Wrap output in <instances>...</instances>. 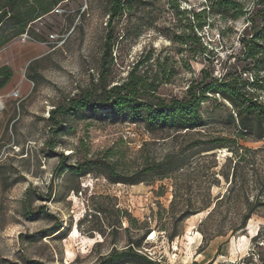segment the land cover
Returning <instances> with one entry per match:
<instances>
[{
	"label": "rangeland",
	"instance_id": "obj_1",
	"mask_svg": "<svg viewBox=\"0 0 264 264\" xmlns=\"http://www.w3.org/2000/svg\"><path fill=\"white\" fill-rule=\"evenodd\" d=\"M145 1L131 16L114 20L109 81L123 82L150 48L155 57L169 52L178 74L157 93L167 103L188 101L192 83L218 84L207 89L201 106L205 126L189 134L149 129L144 121L107 110L59 116L62 125L53 124L52 109L97 77L111 33L108 0H65L34 23L26 41L20 36L0 50V67L13 69L12 81L29 84L27 91L20 86L2 96L0 107V264H97L147 231L141 250L162 264H264V141L252 132L238 134L230 100L239 81L247 82L243 91L264 102V70L256 69L240 44L250 17L261 8L259 0H237L248 11L239 17L215 8L202 29L192 15L208 5L206 0ZM255 22L261 37V18ZM193 30L214 57L184 52L183 35L193 38ZM218 138L225 140L215 142ZM181 150H188V165L151 183L144 170ZM64 156L68 168L57 173ZM99 160L106 166L94 165L85 176L72 169ZM109 166L127 181H145L115 184ZM31 187L34 210L45 205L53 216L24 215ZM199 209L201 216L182 219L184 211ZM173 235L178 236L172 240Z\"/></svg>",
	"mask_w": 264,
	"mask_h": 264
},
{
	"label": "trees",
	"instance_id": "obj_2",
	"mask_svg": "<svg viewBox=\"0 0 264 264\" xmlns=\"http://www.w3.org/2000/svg\"><path fill=\"white\" fill-rule=\"evenodd\" d=\"M64 1L0 0V50L15 38L29 33L35 22L40 21L43 17L52 13ZM206 1H208V5L202 11L194 12L192 15V19L198 23L197 27L199 29H202L208 22L209 15L216 13L215 8L217 7L238 12V17L244 16L247 14L245 12H248L244 11L245 7L237 0ZM108 4V26L111 33L107 38L97 77H93L87 88L75 94L66 103L55 106L50 114L51 122L55 125H62L59 116L67 117L83 111L97 113L107 110L109 112L108 114L119 117L127 116V118L133 121H144L149 129L161 126L175 129L177 132L185 131V134H189L188 132L196 131L204 127L205 117L201 111V106L205 102L207 89L214 91L215 86L218 84L214 83L208 88L201 85L195 86L192 83L188 89V95L190 97L188 101L181 102L174 100L167 103L157 93L162 85L169 84L178 74L177 60L169 52L163 55V51H161L155 57L154 49L150 48V50L143 53L133 63L131 71L123 82L114 85L109 81L110 65L114 61L113 50L116 41L113 39L112 34L114 20L123 15L131 16L133 12L140 10L146 4V1L108 0ZM257 5L261 6V8L256 11L255 15L250 17V25L248 26L250 30L241 38L240 44L245 53V57L253 60L256 63V69L261 71L264 70V44L261 41L264 39V0H259ZM255 18H261V37H259L256 30ZM193 34V38L191 35H183L185 41L182 42L181 46H185L186 49L184 52L188 51L194 56H212L208 46L202 40L203 37L198 36L194 30ZM250 36L251 38H249ZM189 43L192 44L189 45ZM193 45L194 47H192ZM14 75L15 73L10 66L5 65L0 67V91L12 81ZM27 78L35 82V79L31 75L27 76ZM258 83L257 79L253 81L252 85H258ZM236 85L230 91L233 96V98L230 96V100H232L237 109L238 130H240L238 134L241 136L252 132L259 140L264 141V102L249 96L247 92L243 91L244 87L247 86V82L240 83L238 81ZM227 86L231 85L229 84ZM154 99L158 100V102L152 101ZM216 140L215 142H223L225 139L218 138ZM221 147L223 145H219L216 148ZM187 152L188 150H181L177 153L169 154L163 161L153 163L147 167L144 172L151 174L152 179L150 182L171 178L185 168L190 159ZM63 158V161L59 163L56 169L57 173L68 168L65 165L67 157L64 156ZM94 165L106 166L104 161L99 160L96 163H79L72 166V169L76 170L78 172L77 174L82 177L91 173ZM106 168L110 172V181L115 184L137 185L145 181H127L114 170L115 168L111 166ZM225 178L228 179V175H225ZM49 189L50 187L47 190L48 194ZM35 192L36 189L31 187L26 193L23 205L24 215L30 220L43 214L53 216L48 213L49 211L45 205H40L34 210L32 206V194ZM45 200L50 201L49 198ZM211 205L208 204L206 209L211 207ZM203 210L199 209L195 212L186 210L182 213V219L186 220ZM253 214L254 212H251L245 217L242 228L246 227ZM150 234V231H147L139 241L130 242L122 250L114 249L110 254L103 256L97 264H162L141 250L142 243ZM177 236L173 235L171 239L173 240ZM193 264L198 263L195 262Z\"/></svg>",
	"mask_w": 264,
	"mask_h": 264
},
{
	"label": "crops",
	"instance_id": "obj_3",
	"mask_svg": "<svg viewBox=\"0 0 264 264\" xmlns=\"http://www.w3.org/2000/svg\"><path fill=\"white\" fill-rule=\"evenodd\" d=\"M20 86H23L24 90L27 91L29 89V84L27 81L20 79L18 82L11 81L3 90L0 91V96H9L11 95L15 90L20 88Z\"/></svg>",
	"mask_w": 264,
	"mask_h": 264
},
{
	"label": "bare ground",
	"instance_id": "obj_4",
	"mask_svg": "<svg viewBox=\"0 0 264 264\" xmlns=\"http://www.w3.org/2000/svg\"><path fill=\"white\" fill-rule=\"evenodd\" d=\"M4 98L3 97H0V107H4ZM203 213H201V214H198V215H196V216H194L195 218L196 217H198V216H201ZM254 231V230H253ZM196 233V232H195ZM197 234L198 235H200L198 232H197ZM195 238V237H194ZM191 240H192V238H191ZM194 241V240H193Z\"/></svg>",
	"mask_w": 264,
	"mask_h": 264
},
{
	"label": "built area",
	"instance_id": "obj_5",
	"mask_svg": "<svg viewBox=\"0 0 264 264\" xmlns=\"http://www.w3.org/2000/svg\"><path fill=\"white\" fill-rule=\"evenodd\" d=\"M23 36V40L24 41H26L27 40V38H28V35L27 34H24V35H22ZM16 94V93H15ZM15 98H19V96L18 95H16V97Z\"/></svg>",
	"mask_w": 264,
	"mask_h": 264
}]
</instances>
